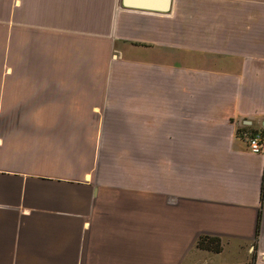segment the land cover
I'll return each mask as SVG.
<instances>
[{
	"label": "crops",
	"instance_id": "0c3cea01",
	"mask_svg": "<svg viewBox=\"0 0 264 264\" xmlns=\"http://www.w3.org/2000/svg\"><path fill=\"white\" fill-rule=\"evenodd\" d=\"M239 121L264 129V0H0V264H248Z\"/></svg>",
	"mask_w": 264,
	"mask_h": 264
},
{
	"label": "built area",
	"instance_id": "2783aa9c",
	"mask_svg": "<svg viewBox=\"0 0 264 264\" xmlns=\"http://www.w3.org/2000/svg\"><path fill=\"white\" fill-rule=\"evenodd\" d=\"M262 130H250L243 121L237 123V135L246 143L248 151L251 154L262 155L264 153V136ZM261 234L262 226L259 229L255 242L257 245L256 258L264 261V251H262L263 239ZM251 250L253 251L254 248L252 247Z\"/></svg>",
	"mask_w": 264,
	"mask_h": 264
},
{
	"label": "water",
	"instance_id": "95a60500",
	"mask_svg": "<svg viewBox=\"0 0 264 264\" xmlns=\"http://www.w3.org/2000/svg\"><path fill=\"white\" fill-rule=\"evenodd\" d=\"M172 0H121L124 9L165 14L170 10Z\"/></svg>",
	"mask_w": 264,
	"mask_h": 264
},
{
	"label": "trees",
	"instance_id": "16d2710c",
	"mask_svg": "<svg viewBox=\"0 0 264 264\" xmlns=\"http://www.w3.org/2000/svg\"><path fill=\"white\" fill-rule=\"evenodd\" d=\"M263 136H264V129L262 130ZM263 189H264V184H263ZM260 221V219H259ZM259 232V224L257 227V234ZM197 247L203 250H207L210 252L214 253H219L221 251L220 243L218 239L214 238H208V237H201L198 242H197ZM254 258H253V263H254Z\"/></svg>",
	"mask_w": 264,
	"mask_h": 264
},
{
	"label": "rangeland",
	"instance_id": "374dc122",
	"mask_svg": "<svg viewBox=\"0 0 264 264\" xmlns=\"http://www.w3.org/2000/svg\"><path fill=\"white\" fill-rule=\"evenodd\" d=\"M262 211H261V214H260V221H259V229L260 227L262 226V222H263V216H262ZM254 248V250L252 251L251 250V255L253 256L252 259L250 260V262L248 264H254L253 263V258L256 259V251H257V245H256V242L254 241L251 248ZM255 261V260H254Z\"/></svg>",
	"mask_w": 264,
	"mask_h": 264
}]
</instances>
